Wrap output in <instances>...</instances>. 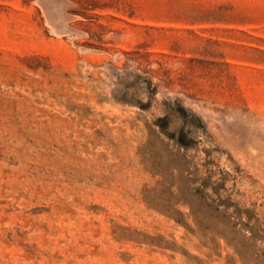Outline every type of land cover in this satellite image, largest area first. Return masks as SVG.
Returning a JSON list of instances; mask_svg holds the SVG:
<instances>
[{
  "label": "rangeland",
  "instance_id": "obj_1",
  "mask_svg": "<svg viewBox=\"0 0 264 264\" xmlns=\"http://www.w3.org/2000/svg\"><path fill=\"white\" fill-rule=\"evenodd\" d=\"M0 264H264V0H0Z\"/></svg>",
  "mask_w": 264,
  "mask_h": 264
}]
</instances>
